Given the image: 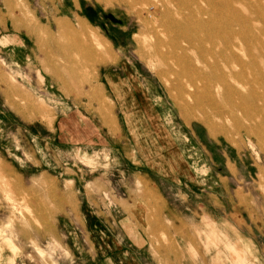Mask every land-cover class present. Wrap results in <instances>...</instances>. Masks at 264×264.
I'll return each instance as SVG.
<instances>
[{
    "label": "rangeland",
    "instance_id": "374dc122",
    "mask_svg": "<svg viewBox=\"0 0 264 264\" xmlns=\"http://www.w3.org/2000/svg\"><path fill=\"white\" fill-rule=\"evenodd\" d=\"M195 2L174 16L241 39L240 93L214 103L207 68H168L137 7L0 0V264L143 259L142 228L185 264H264V0Z\"/></svg>",
    "mask_w": 264,
    "mask_h": 264
},
{
    "label": "bare ground",
    "instance_id": "6f19581e",
    "mask_svg": "<svg viewBox=\"0 0 264 264\" xmlns=\"http://www.w3.org/2000/svg\"><path fill=\"white\" fill-rule=\"evenodd\" d=\"M109 1L111 2L116 1L117 3H122V4L126 3L128 6L139 8L138 15L140 17L142 16L144 17L142 18L144 24L143 26L148 27V29L150 27V30L152 32L151 38H153V41H151V43L154 42V46L152 47L156 48L155 50L156 55L162 59L163 63H165L168 66V68L171 66L170 64L173 63L174 65L176 64L180 66L182 69L187 67L190 69L191 67H193L191 70L188 69H187L188 71L184 70L186 72H190V75H186L185 73L184 74L187 76V78L188 77L190 78V80L189 79L188 80L191 81V83L192 82L196 83L195 79H197L196 76L198 75L196 74L198 70H196V72L194 71L196 69L195 62L198 64V66L201 65L207 68L208 71L206 69L202 70L203 71L202 76L201 74L198 75L199 77H201V79L199 78L198 79L203 82L202 85L205 84L204 86L207 87V88L205 87L206 92H204V94L206 93V97L211 96L210 101L209 98H206L208 101L206 103H210V102L214 103L216 99L215 97L219 93L223 95V97L240 93L239 90L240 87L236 85L243 84V79L236 73L237 70L231 66L233 62H235L239 66H242L244 61V58L239 53V50L241 49L240 48L241 39L237 35L235 29H233L232 32H227L223 29L222 22L213 21L212 17H210L209 19H205L203 17V14H201V16L185 15L184 18L174 16V14L178 9H182L185 6H188L191 3V0H109ZM198 2L199 0H196L195 3ZM168 5H170V9ZM151 8L154 9V12L150 11ZM149 24L154 27V30H152L153 27H151ZM211 25H212L211 27L212 29L210 30L205 29L206 26H211ZM149 33L150 31L148 32V34ZM149 37L150 36H148V38ZM148 42L150 43V41ZM209 43L212 45L209 46L208 45ZM184 48H186L185 51L183 50ZM215 52L217 55L213 59H210L206 55L207 53H211L213 55V53ZM90 54H89V58H90ZM248 55H249L248 59H250L251 62L257 63L258 56L256 54H252L251 51L249 50ZM181 75H183V73ZM234 81L235 84L234 85L231 84ZM173 82L175 83L177 81L173 80ZM252 88L255 91L254 86ZM200 89H202V87H200ZM190 90L193 89L190 88ZM194 90L196 89L194 88ZM198 90L199 88L196 90V92H198ZM199 92L201 93V91ZM202 98L201 100L205 99V97L204 99ZM196 99H198V97ZM231 105L233 107V104ZM225 107H227L226 104ZM240 107L243 108L242 101Z\"/></svg>",
    "mask_w": 264,
    "mask_h": 264
},
{
    "label": "crops",
    "instance_id": "0c3cea01",
    "mask_svg": "<svg viewBox=\"0 0 264 264\" xmlns=\"http://www.w3.org/2000/svg\"><path fill=\"white\" fill-rule=\"evenodd\" d=\"M100 97H101V95H100ZM165 202L167 203L166 199H165ZM96 223H97V221L92 219V218H90L89 220L86 221V224L90 225L87 227L90 230V234L92 236L98 235V234L106 235L107 230H105V228L102 227L101 225H99V226L96 225ZM145 230H147V229L146 228L145 229L142 228V230L139 229V233L142 236L143 240H141V242H139L140 245L138 244L139 250H141L142 253L145 255V257L143 258L144 260L140 257H138V259H136L134 257V255H131V251H130L129 247L127 249L121 248V249H123V251H122L123 257L117 256V253H114L113 250L110 249L107 254L108 255L112 254V256L109 257V259L112 261V264H185L184 263L185 258L183 257V254L181 252H178V250L176 253L172 252L173 249L170 252L167 251L165 248H162L159 251L155 250L154 245L151 243V241L148 239L147 235L145 234V232H146ZM101 237L102 236H100V238ZM102 238H101V241H99L96 244L99 246L100 252L103 251L104 247L111 248L107 242H105V241L102 242ZM170 245H172V244H170ZM131 250H132V248H131ZM114 260H115V263H114Z\"/></svg>",
    "mask_w": 264,
    "mask_h": 264
}]
</instances>
